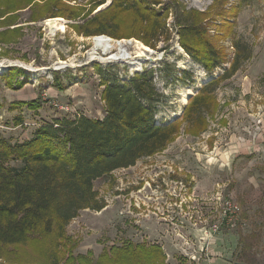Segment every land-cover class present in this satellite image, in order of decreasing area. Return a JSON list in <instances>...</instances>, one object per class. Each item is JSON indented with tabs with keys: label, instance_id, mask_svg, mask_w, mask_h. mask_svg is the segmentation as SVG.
<instances>
[{
	"label": "rangeland",
	"instance_id": "374dc122",
	"mask_svg": "<svg viewBox=\"0 0 264 264\" xmlns=\"http://www.w3.org/2000/svg\"><path fill=\"white\" fill-rule=\"evenodd\" d=\"M14 1L0 19L1 138L25 142L58 117L103 119L101 80L149 71L160 95L155 124L179 126L163 151L95 181L104 208L82 210L59 248L53 238L10 247L0 264H264V0H148L150 11L167 14L155 47L75 32L113 0L50 1L51 13L83 9L77 19L45 16L48 1L25 9ZM188 15L202 19L223 59L211 72L182 47ZM100 37L110 42L97 46ZM14 67L22 72L11 86ZM30 101L37 108L16 106ZM138 247L153 249L152 258Z\"/></svg>",
	"mask_w": 264,
	"mask_h": 264
},
{
	"label": "trees",
	"instance_id": "16d2710c",
	"mask_svg": "<svg viewBox=\"0 0 264 264\" xmlns=\"http://www.w3.org/2000/svg\"><path fill=\"white\" fill-rule=\"evenodd\" d=\"M35 1L20 0L21 9ZM44 1H48L47 6L42 7L45 16L48 14L51 18L64 17L68 13L72 19H77L84 12L64 5L62 11L51 13V0ZM106 1L92 0L91 3L99 7ZM6 3L16 2L6 0ZM147 3L148 0H113L93 18L73 28L85 37L136 38L155 47L153 36L158 40L162 38L163 31L167 30V14L150 11ZM10 5L0 3V19ZM35 7L39 5H33ZM184 19L183 24H179L183 49L211 72L223 59L206 38L208 33L202 19L189 15ZM14 68L6 78L11 86L10 80L22 72ZM98 70H102L100 66ZM24 80L15 86L22 88L30 78L26 76ZM101 83L106 104L103 119L58 117L52 122L41 123L25 142L14 143L0 137V259L7 254L8 248L33 241L53 238L59 240L55 250L59 248L67 240L66 227L82 210L104 208L94 187L96 180L163 151L177 135L179 120L166 125L155 124L152 102L160 101V95L152 71L135 75L126 82L102 79ZM210 84L201 93L213 86ZM199 100H202L200 96L194 103ZM38 103L15 105L37 108ZM15 108L18 107L13 105L11 109ZM15 121L19 124L21 119L15 118ZM244 244L247 245L246 241ZM124 250L120 260H128L131 251ZM135 250L150 259L154 252L142 247Z\"/></svg>",
	"mask_w": 264,
	"mask_h": 264
},
{
	"label": "bare ground",
	"instance_id": "6f19581e",
	"mask_svg": "<svg viewBox=\"0 0 264 264\" xmlns=\"http://www.w3.org/2000/svg\"><path fill=\"white\" fill-rule=\"evenodd\" d=\"M99 9H101V8H99ZM57 20V19H56ZM56 20H48V24H50L53 28H57V21ZM59 24V23H58ZM59 26V25H58ZM95 42H96V44H97V46H100V47H102V46H104V45H106L107 43H109L110 42V39H106V38H104V37H100V38H96L95 39ZM145 47V46H144ZM106 49V48H105ZM145 49L146 50H149V48L148 47H145ZM120 57V56H119Z\"/></svg>",
	"mask_w": 264,
	"mask_h": 264
},
{
	"label": "water",
	"instance_id": "95a60500",
	"mask_svg": "<svg viewBox=\"0 0 264 264\" xmlns=\"http://www.w3.org/2000/svg\"><path fill=\"white\" fill-rule=\"evenodd\" d=\"M109 4H111V2H109Z\"/></svg>",
	"mask_w": 264,
	"mask_h": 264
}]
</instances>
